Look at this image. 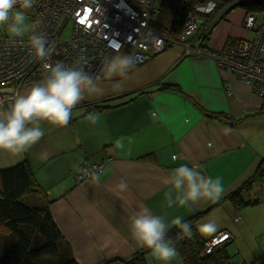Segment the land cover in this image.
I'll return each instance as SVG.
<instances>
[{
	"label": "crops",
	"instance_id": "crops-1",
	"mask_svg": "<svg viewBox=\"0 0 264 264\" xmlns=\"http://www.w3.org/2000/svg\"><path fill=\"white\" fill-rule=\"evenodd\" d=\"M215 11L202 16L199 34L217 16ZM245 15L243 8L231 5L205 34V46L219 51L251 37L243 26ZM256 16L264 29V13ZM117 80L120 91L113 90ZM99 83L104 96L86 97L73 109L67 127L44 124V137L21 156L0 151V170L26 161L72 258L78 264H104L144 249L131 237L130 217L146 206L166 215L169 223L177 215L188 221L202 214L193 225L203 240L222 230L232 233L226 247L230 264H264V178L242 193L247 205L237 208L225 199L264 160V114H255L262 96L211 58L185 55L179 45L136 65L126 80ZM168 85L181 91L164 88ZM92 106L106 108L94 111ZM89 113L99 114L100 122L92 125ZM219 113L227 119L214 117ZM121 136L132 138L123 149L114 143ZM100 159L105 162L100 184L76 178L74 165ZM180 164L221 177V199L202 200L191 209L164 208L161 178ZM122 179L126 191L116 187ZM209 220L217 223V231L203 235L198 226ZM144 260L162 264L150 250ZM170 264L183 263L177 254Z\"/></svg>",
	"mask_w": 264,
	"mask_h": 264
},
{
	"label": "built area",
	"instance_id": "built-area-1",
	"mask_svg": "<svg viewBox=\"0 0 264 264\" xmlns=\"http://www.w3.org/2000/svg\"><path fill=\"white\" fill-rule=\"evenodd\" d=\"M189 1L177 3L184 7ZM200 1L203 2L187 12L180 32L175 35L157 27L158 0H35L28 15L31 20L41 22L40 30L46 34L49 46H54L52 63L59 60L66 65H80L90 74L99 75L104 60L114 54L116 47L139 65L179 45L185 55L211 58L220 70L233 73L257 95L264 96V29L256 23V13H246L243 20L244 28L252 32L251 37L240 38L224 50L215 51L205 46L204 36L234 2L218 7L213 0ZM213 10L217 16L199 34L202 16ZM68 26L69 37L64 39L62 34ZM42 75V66L33 59L27 37L23 44L13 45L7 32L0 29V108H8L24 84L39 82ZM104 166V160L100 159L79 167L103 170ZM76 178L88 177L77 171ZM232 241L230 231H219L204 241L202 253L211 254Z\"/></svg>",
	"mask_w": 264,
	"mask_h": 264
},
{
	"label": "clouds",
	"instance_id": "clouds-1",
	"mask_svg": "<svg viewBox=\"0 0 264 264\" xmlns=\"http://www.w3.org/2000/svg\"><path fill=\"white\" fill-rule=\"evenodd\" d=\"M35 5V0H0V29L7 32L12 44H23L27 37L32 57L43 69L39 82L27 92L16 94L10 106L0 108V151L14 156H21L36 145L45 135L44 124L58 128L67 127L72 119L73 109L86 97L100 98L105 89L100 85L102 80L121 78L126 80L136 63L131 55L121 53L119 48L106 58L100 68V74H90L80 65H66L63 61L50 62L55 52L49 46L46 34L40 30L41 22L31 20L28 12ZM114 91L122 90L117 80ZM92 125L100 122L97 113L87 117ZM125 141L132 142L131 137L121 136L115 140V147L123 149ZM77 171L86 175L92 183L100 184L103 170L80 168ZM166 190L163 194V207L189 208L202 200L216 202L224 193L222 178H212L198 170L196 165L180 164L161 178ZM126 191L128 184L121 180L116 186ZM180 229V238L193 236L192 226L182 216H175L167 222L166 215L154 214L148 207L139 208L130 217V234L139 247L149 249L152 255L162 264H170L177 256V249L167 239L170 227ZM218 225L209 220L198 226L203 235H212Z\"/></svg>",
	"mask_w": 264,
	"mask_h": 264
},
{
	"label": "trees",
	"instance_id": "trees-1",
	"mask_svg": "<svg viewBox=\"0 0 264 264\" xmlns=\"http://www.w3.org/2000/svg\"><path fill=\"white\" fill-rule=\"evenodd\" d=\"M213 1L218 7L234 2L232 5L243 8L246 13H264V0ZM202 2L191 0L184 7H180L177 0H160L159 28L172 35L179 33L187 12L194 10ZM164 88L181 91L174 85ZM198 107L201 108L200 105ZM105 108L106 106H92L90 110L100 111ZM255 114H264V96L261 107ZM214 117L227 119L222 113L215 114ZM262 178L264 160L260 162L256 172L229 192L225 199L230 200L237 208L247 205L242 193ZM48 203L47 196L40 190L26 161L0 170V264H78L72 258L69 247L50 215ZM201 215L187 221L192 226L191 238H180V229L173 227L168 231L167 239L176 247L183 264H230L227 245L211 254L203 255L205 240L193 225ZM148 252L149 249L144 248L127 260H111L104 264H145L144 256Z\"/></svg>",
	"mask_w": 264,
	"mask_h": 264
},
{
	"label": "rangeland",
	"instance_id": "rangeland-1",
	"mask_svg": "<svg viewBox=\"0 0 264 264\" xmlns=\"http://www.w3.org/2000/svg\"><path fill=\"white\" fill-rule=\"evenodd\" d=\"M69 33H70V27L68 26V27L65 29V31L63 32L62 37H63L64 39L68 38V37H69ZM175 46H177V45H175ZM171 47H172V46H171ZM121 53H124V52L121 51ZM34 84H35V83L24 84V85L22 86L21 90H20V94L27 92V90H29ZM229 245H231V243L228 244L227 246H229Z\"/></svg>",
	"mask_w": 264,
	"mask_h": 264
}]
</instances>
